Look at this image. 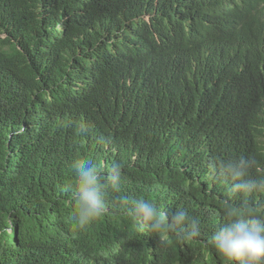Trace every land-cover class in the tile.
Masks as SVG:
<instances>
[{
	"label": "trees",
	"instance_id": "obj_1",
	"mask_svg": "<svg viewBox=\"0 0 264 264\" xmlns=\"http://www.w3.org/2000/svg\"><path fill=\"white\" fill-rule=\"evenodd\" d=\"M240 156L264 170V0H0V264H229L209 241L244 197L211 166ZM76 159L123 169L84 230ZM125 197L201 236L161 244Z\"/></svg>",
	"mask_w": 264,
	"mask_h": 264
},
{
	"label": "clouds",
	"instance_id": "obj_2",
	"mask_svg": "<svg viewBox=\"0 0 264 264\" xmlns=\"http://www.w3.org/2000/svg\"><path fill=\"white\" fill-rule=\"evenodd\" d=\"M105 142L104 138L101 143ZM70 167L73 175L68 190L75 209L74 221L78 229L84 230L105 213L110 194L119 192L123 169L115 163L105 175L87 159H76ZM211 169L216 180L231 182L229 195L239 193L244 197L239 205L225 203V220L213 232L211 246L229 264H264V209L249 199L253 194H264V170L255 156L218 160ZM253 170L258 172L255 178ZM117 203L134 217L136 231L153 234L161 244H167L170 238L180 243L201 236L199 219L186 209L166 214L144 198L125 197Z\"/></svg>",
	"mask_w": 264,
	"mask_h": 264
}]
</instances>
